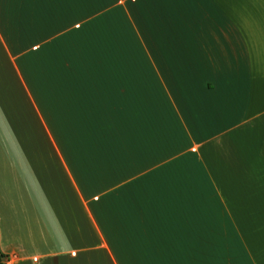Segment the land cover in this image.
I'll return each instance as SVG.
<instances>
[{
	"label": "crops",
	"instance_id": "obj_1",
	"mask_svg": "<svg viewBox=\"0 0 264 264\" xmlns=\"http://www.w3.org/2000/svg\"><path fill=\"white\" fill-rule=\"evenodd\" d=\"M263 143L264 0H0L5 264H264Z\"/></svg>",
	"mask_w": 264,
	"mask_h": 264
},
{
	"label": "trees",
	"instance_id": "obj_2",
	"mask_svg": "<svg viewBox=\"0 0 264 264\" xmlns=\"http://www.w3.org/2000/svg\"><path fill=\"white\" fill-rule=\"evenodd\" d=\"M263 150H264V143H263ZM5 254L0 250V264H5Z\"/></svg>",
	"mask_w": 264,
	"mask_h": 264
},
{
	"label": "rangeland",
	"instance_id": "obj_3",
	"mask_svg": "<svg viewBox=\"0 0 264 264\" xmlns=\"http://www.w3.org/2000/svg\"><path fill=\"white\" fill-rule=\"evenodd\" d=\"M46 114H47V112H46ZM48 115V114H47Z\"/></svg>",
	"mask_w": 264,
	"mask_h": 264
}]
</instances>
